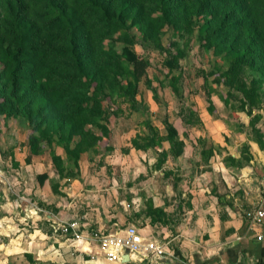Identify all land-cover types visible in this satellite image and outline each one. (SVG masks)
<instances>
[{
  "label": "trees",
  "instance_id": "trees-1",
  "mask_svg": "<svg viewBox=\"0 0 264 264\" xmlns=\"http://www.w3.org/2000/svg\"><path fill=\"white\" fill-rule=\"evenodd\" d=\"M154 12L158 13L152 15ZM127 24L135 25L144 40L166 52L162 65L167 71L179 66L183 46L168 42L162 47L157 41L160 28L168 25L179 37L197 28L200 46L230 60L219 81L241 94L237 100L249 105L255 89L263 88L258 79H264V0H0V114L20 115L28 122L29 134L20 144L30 154L40 151L42 139L61 145L64 158L48 152L58 178L78 174L80 146L87 138L96 139L87 126L105 134L109 116L118 115L108 104L104 106V98L114 93L131 112H142L145 106L134 93L137 82L144 78L159 103L155 88L145 77L147 62L133 51L132 40L124 38L127 44L119 51L111 43L106 45ZM244 68L261 74L254 80V88L247 84ZM228 94L235 99L233 92ZM178 114L186 124L196 123L190 108ZM161 122L163 134L145 120L146 133L129 139L134 149L152 150L159 158L157 163L163 161L162 155L176 157L182 148L165 114ZM252 131L253 139L262 146L264 133L255 127ZM164 140L169 144L167 150L161 148ZM205 152L211 150L201 149ZM28 159L27 155L25 161ZM46 176L42 172L35 178L41 183ZM23 257L27 264H43L30 253Z\"/></svg>",
  "mask_w": 264,
  "mask_h": 264
},
{
  "label": "rangeland",
  "instance_id": "rangeland-1",
  "mask_svg": "<svg viewBox=\"0 0 264 264\" xmlns=\"http://www.w3.org/2000/svg\"><path fill=\"white\" fill-rule=\"evenodd\" d=\"M157 13L154 12L152 15ZM127 25L112 34V38L107 39L106 45L111 43L112 48L115 51H119L122 45L127 44L124 38L132 40L130 44L133 51L138 57L145 59L147 62L145 77L150 81L151 86L155 88L159 103L153 99V92L143 82L144 78L137 82L134 93L135 99L141 100L145 106L144 111L131 112L128 109V104L114 93L102 100L105 107V104H108L110 109L118 115L109 116L107 122H105L108 130L105 134L96 129L97 127L87 126L96 139L87 138V142H83L79 148V150L81 149L79 158H86L94 172L101 170L102 174L106 175V184L110 187V191L107 193L108 195L103 192L102 195L113 199L114 196H121L130 205L131 197H139L141 202L144 201L146 205L145 214H147V206L150 205L148 203L149 200H144V198L148 193V186L153 183L151 180L152 169L167 167L166 173L173 180L187 179L186 176L175 175L176 172L172 171L174 169H211L205 157L194 158L191 155L196 152L195 148L207 149L203 142L197 145L191 144L189 157L188 155L185 158L181 155L178 157L162 155L163 161L161 163H157L159 158L152 154L154 153L152 150H146L145 152H133V150H130L132 152L129 154V146L126 144L128 142L127 137L131 132L134 134H145L146 130L143 127V121H149L157 128L158 133H164L163 123L161 122L162 114H165L167 121L173 124L178 137H193L195 131L192 130V126H195V130L197 129L205 135V132L200 129L202 128L200 118L203 117L200 115V111H202L205 121L207 119L215 120L218 126L221 127L220 136L224 137V141L222 139L224 145L215 149L218 156H220V161H215L213 166L221 167L219 162H223L224 166L230 169L249 166L254 168L258 174L259 170L264 166L253 159V156L257 159H262L264 163V139L261 138L263 140L261 141L262 146L256 142L253 139L252 127L264 133V79L263 77L258 79L261 74L244 68L243 75L250 87H255V79L261 80L263 84L262 89H255L256 94L254 98H250V104L245 105L240 100H237L241 97L240 93L228 90L219 81L221 74L227 71L230 60L227 57L213 54L211 48L200 46L197 39V28H194L193 33L184 34L181 37L168 25H163L160 28L157 41L162 47L166 46L168 42H171L172 45L176 44L178 47L183 46L182 55L178 58L179 66L167 71V68L162 65L166 52L158 50L151 42L144 40L135 25ZM123 33L126 35L122 37ZM170 49H173V46ZM121 80L124 81L122 78ZM230 92L235 94V99L229 96L228 93ZM207 99L210 104H208ZM189 108L195 112L197 120L194 117L191 119L196 123L186 124L180 119L178 112ZM27 133L29 134V124L22 116H4L0 114V264H27L22 252L26 240L27 244L32 243V245L36 240L39 242L41 246L38 248V254L44 261L43 264H56L54 262L56 259L53 256L48 259V257H51V253L49 248L47 249L48 245L46 242L49 241L46 237L43 240L37 237L38 235L35 236L34 232L30 235H25V230H22V234H20L22 227L27 230L39 227L46 236L50 234L49 225L42 219L43 214L47 213L45 208L43 207L44 209L38 213V216L33 214L30 209L33 208L30 203L41 204L42 201L34 199L33 195H30L31 198L29 195L24 194L23 190L36 187L34 172L39 167L46 166L49 151L54 152L57 149L63 154V157H65V153L60 144L49 143L42 139L38 143L40 151L37 153L39 155L37 160H34L32 165L23 166V163L13 159L12 153H16V148L21 147L20 143L25 141ZM234 143L237 145H234ZM107 146H110L111 149L104 150ZM209 149L212 151V148ZM19 152H21V149ZM229 152H232L233 155H229ZM227 156L232 157L241 164L236 165V162L229 160ZM28 157H30V153ZM24 160L25 158H23ZM29 161L30 159L25 161V163L28 162L30 164ZM74 171L71 170V173ZM171 178L167 179L168 183L172 181ZM257 179L264 182L263 171L261 175H257ZM56 180L53 179L48 183L49 186L53 187H51L52 193H58V190L56 191ZM158 180L159 185H162L163 181L161 179ZM232 183L233 185L226 187L223 179L218 178L216 180V185L220 189L224 186L225 189L233 191L232 196L229 195L227 198L228 200L233 197L243 200L245 197L243 187L239 185L238 181H232ZM143 196L144 198L142 199ZM25 205H27V209ZM49 206L46 207L47 210H50ZM20 217L21 219H19ZM48 239L51 240L50 238ZM32 249L33 253H36V249ZM59 252L55 253L56 257L59 256V263L68 264L62 252Z\"/></svg>",
  "mask_w": 264,
  "mask_h": 264
},
{
  "label": "crops",
  "instance_id": "crops-1",
  "mask_svg": "<svg viewBox=\"0 0 264 264\" xmlns=\"http://www.w3.org/2000/svg\"><path fill=\"white\" fill-rule=\"evenodd\" d=\"M200 115L203 116L200 118L202 124L200 129L205 135L195 130V126L191 127L195 131L193 137H178L177 133V138L182 141V148L181 153L176 157L180 155L184 158L187 155L189 157L191 144L197 145L203 142L207 149L212 148L211 153H201V148L198 147L191 155L194 158L205 157L211 169L172 170L176 172L175 175L187 177L179 180H173L167 175V167L152 169L153 183L148 186L145 198L142 197L144 200H149L147 214H145L146 205L139 197H131L130 205L121 196H114V199L103 196V193L107 194L110 191V187L106 184V175L102 174L101 170L94 172L86 158H79L76 176L60 179L48 158L47 167L41 166L34 172V176L42 172L46 173L47 180H43L44 185L43 183L39 185L36 180V187L25 188L23 193L33 195L34 199L42 201L41 206L30 203L37 209L35 212L33 208L30 209L38 216V213L45 208L47 213L43 214L42 219L49 225L50 234L46 236L39 227L32 230L22 227L20 234L25 230V235L34 232L39 238L46 237L50 242H46L47 249L49 248L51 253L48 259L53 256L56 264H60L59 256L56 257L55 254L60 253L59 251L68 264H264V214L257 223H251L245 214L255 208H260L264 213V182L257 179V175L264 172V167L258 174L249 166L230 169L225 167L223 162H219L221 167H214L215 161H220L215 149L224 145L222 142L224 137L220 136L221 127L215 120L205 121L202 111ZM135 134L131 132L127 137L129 154L132 152L130 150L145 152L130 146L129 139ZM20 146L16 148V153H12L13 159L23 163V166L32 165L39 155L30 154V164L25 163L23 158L29 154V150L25 145L20 144ZM168 146L167 141H161V148L167 150ZM54 152L64 158L57 149ZM229 155L232 156L233 153L229 152ZM253 159L264 166L262 159L254 156ZM169 178L172 179L170 183L167 180ZM218 178L224 180L226 187L233 185L232 181H238L244 189V199L233 197L228 200L233 191L225 189L224 186L221 189L217 187ZM53 179H57L56 190L60 193H52V186L48 183ZM158 179L163 181L162 185H159ZM48 206L50 210L46 209ZM25 208L27 209V205ZM70 218H77L83 226H86V231L94 228L113 230L116 227L132 224L140 236L163 243L164 254L156 260H143L135 253H128L124 261H109L99 250L97 243L84 232L81 239L73 243L52 232V223L59 224ZM22 220L24 221L23 217ZM257 235H261L262 238L257 239ZM40 246L37 240L33 245L27 244L26 240L22 252L30 253L33 259L43 263L38 254ZM32 248L36 249V253H33Z\"/></svg>",
  "mask_w": 264,
  "mask_h": 264
},
{
  "label": "built area",
  "instance_id": "built-area-1",
  "mask_svg": "<svg viewBox=\"0 0 264 264\" xmlns=\"http://www.w3.org/2000/svg\"><path fill=\"white\" fill-rule=\"evenodd\" d=\"M33 209L34 212L37 210ZM245 214L251 223H257L264 213L260 208H255ZM51 229L53 233L64 237L70 243L81 239L84 232L87 237L97 243L99 250L109 261H123V256L128 253H135L143 260H156L164 254L163 243L140 236L132 224L116 227L113 230L94 228L86 231V226H83L77 218H70L59 224L52 223ZM256 238L261 239L262 236L257 235Z\"/></svg>",
  "mask_w": 264,
  "mask_h": 264
},
{
  "label": "bare ground",
  "instance_id": "bare-ground-1",
  "mask_svg": "<svg viewBox=\"0 0 264 264\" xmlns=\"http://www.w3.org/2000/svg\"><path fill=\"white\" fill-rule=\"evenodd\" d=\"M125 256H123V261L125 260V258H124Z\"/></svg>",
  "mask_w": 264,
  "mask_h": 264
},
{
  "label": "water",
  "instance_id": "water-1",
  "mask_svg": "<svg viewBox=\"0 0 264 264\" xmlns=\"http://www.w3.org/2000/svg\"><path fill=\"white\" fill-rule=\"evenodd\" d=\"M125 258V257H124Z\"/></svg>",
  "mask_w": 264,
  "mask_h": 264
}]
</instances>
